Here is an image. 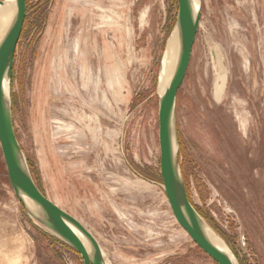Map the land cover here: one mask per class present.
I'll return each mask as SVG.
<instances>
[{
	"label": "rangeland",
	"instance_id": "obj_1",
	"mask_svg": "<svg viewBox=\"0 0 264 264\" xmlns=\"http://www.w3.org/2000/svg\"><path fill=\"white\" fill-rule=\"evenodd\" d=\"M27 4L12 100L40 189L109 264H217L161 184L157 87L177 0ZM176 116L192 202L240 264H264V0H202ZM3 172L0 160V264H84L28 216Z\"/></svg>",
	"mask_w": 264,
	"mask_h": 264
},
{
	"label": "water",
	"instance_id": "obj_2",
	"mask_svg": "<svg viewBox=\"0 0 264 264\" xmlns=\"http://www.w3.org/2000/svg\"><path fill=\"white\" fill-rule=\"evenodd\" d=\"M6 0H0L3 5ZM178 11L167 40L159 77L160 174L168 202L178 223L193 241L217 264H239L232 248L204 218L192 202L183 174L176 108L180 87L186 77L202 12V0H177ZM15 12L0 37V146L9 182L28 216L38 225L76 250L84 264H107L96 236L74 215L51 200L38 186L18 139L13 113L12 80L17 45L27 18V0H15ZM176 38V54L167 86L159 84L170 38ZM218 238L225 247L214 240Z\"/></svg>",
	"mask_w": 264,
	"mask_h": 264
},
{
	"label": "bare ground",
	"instance_id": "obj_3",
	"mask_svg": "<svg viewBox=\"0 0 264 264\" xmlns=\"http://www.w3.org/2000/svg\"><path fill=\"white\" fill-rule=\"evenodd\" d=\"M15 7H16L15 0H6L3 5H0V37L5 27L10 24L15 12ZM175 54H176V38L175 36H173L172 38H170L168 42V48L164 59V71L159 84V91L161 93L164 91L169 81L171 71L173 68ZM214 240L216 241L217 244H219V246L225 247L224 243L221 242L218 238L214 237ZM107 264L109 263L107 262Z\"/></svg>",
	"mask_w": 264,
	"mask_h": 264
},
{
	"label": "trees",
	"instance_id": "obj_4",
	"mask_svg": "<svg viewBox=\"0 0 264 264\" xmlns=\"http://www.w3.org/2000/svg\"><path fill=\"white\" fill-rule=\"evenodd\" d=\"M0 160H1V162H2V164H3V166H4V172L2 173V175H3V181L5 182V183H7L10 187H11V184H10V182H9V178H8V173H7V168H6V166H5V162H4V159H3V153H2V150H1V146H0ZM30 167H31V165H30ZM33 172V171H32ZM161 175V174H160ZM161 182H162V180H161ZM199 210V209H198ZM200 213H201V211H200ZM202 214V213H201ZM203 215V214H202ZM204 216V215H203ZM204 218H206L205 216H204ZM207 219V218H206ZM40 230V229H39ZM217 230V229H216ZM218 231V230H217ZM219 232V231H218ZM220 233V232H219ZM221 234V233H220ZM222 235V234H221ZM222 237H224L223 235H222ZM225 238V237H224ZM57 239V238H56ZM57 241H58V243H60L61 245H63V246H67V244H65L63 241H61V240H59V239H57ZM67 247H69V246H67Z\"/></svg>",
	"mask_w": 264,
	"mask_h": 264
}]
</instances>
